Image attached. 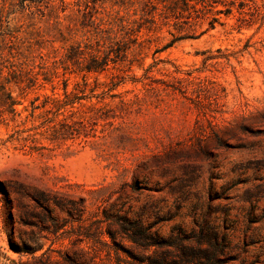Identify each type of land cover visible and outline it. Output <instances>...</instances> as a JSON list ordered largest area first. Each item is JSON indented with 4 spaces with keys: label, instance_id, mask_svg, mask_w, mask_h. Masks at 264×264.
Segmentation results:
<instances>
[{
    "label": "rangeland",
    "instance_id": "1",
    "mask_svg": "<svg viewBox=\"0 0 264 264\" xmlns=\"http://www.w3.org/2000/svg\"><path fill=\"white\" fill-rule=\"evenodd\" d=\"M257 3L264 12V0ZM68 13L60 12L62 24ZM237 16L220 14L214 29L164 49L173 26L153 34L142 67L129 73L140 77L150 66L160 89L119 85L110 94L131 101L106 95L99 104L115 117L100 120L88 141L42 137L45 148L22 147L15 131L31 124L30 102L51 86L8 87L19 103L16 114L0 112V264H138L123 250L138 249L107 235L114 222L105 211L139 214L161 236L207 223L228 241L236 260L227 264H264V20L238 30ZM6 23L27 40L24 17L0 11V33ZM207 27L199 20L196 33ZM61 45L46 41L24 54L38 64ZM95 77L107 81L109 72ZM75 81L70 75L69 90Z\"/></svg>",
    "mask_w": 264,
    "mask_h": 264
},
{
    "label": "trees",
    "instance_id": "2",
    "mask_svg": "<svg viewBox=\"0 0 264 264\" xmlns=\"http://www.w3.org/2000/svg\"><path fill=\"white\" fill-rule=\"evenodd\" d=\"M261 6L257 0H1L0 11L19 13L30 30L27 40L14 35L8 23L0 33V112L17 113L14 106L19 102L8 88L11 84L22 90L49 84L52 94H42L38 104L34 102L40 95L30 102L31 124L15 131L21 146L38 151L45 148L42 137L51 145L75 139L88 141L89 136H96L90 130L95 131L100 120L115 117L105 112L107 104H99L106 95L120 97L122 104L131 101L121 94H110L119 85L130 80L140 82L144 90L160 89L149 75L150 66L140 77L129 72L133 66L142 67L152 35L163 26H173L177 34L169 31L172 38L162 49L177 41L198 38L214 29L220 14L230 16L234 10L238 13V30L263 22ZM67 10L62 24L59 14ZM204 18L208 19V27L196 33L199 20ZM38 22H49L50 27L40 28ZM46 41L61 43V50L54 49L49 58L40 55L38 64L33 54H24V50ZM107 72V81H98L97 77L89 81L91 74ZM70 75L78 76L80 81L69 90ZM173 80L180 86L179 77ZM59 83L61 94L53 92ZM92 98L96 102H91ZM36 109L40 111L35 114ZM104 217L115 224L105 230L112 242L118 234L139 250L136 254L123 249L138 264H227L236 260L229 256L226 237L207 223L191 234L174 228L169 235L161 236L139 214L111 216L105 211ZM152 248L153 253L146 254Z\"/></svg>",
    "mask_w": 264,
    "mask_h": 264
}]
</instances>
